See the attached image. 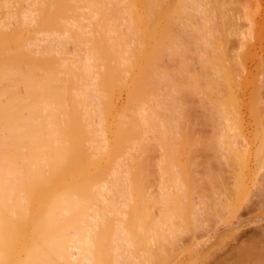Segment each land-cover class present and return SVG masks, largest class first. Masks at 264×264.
<instances>
[{
	"label": "rangeland",
	"instance_id": "374dc122",
	"mask_svg": "<svg viewBox=\"0 0 264 264\" xmlns=\"http://www.w3.org/2000/svg\"><path fill=\"white\" fill-rule=\"evenodd\" d=\"M7 1H8V3H6ZM43 1L45 3L50 4V6L48 5V7H50L49 9L51 11L48 10V7L46 10L44 8H42L43 3L40 6L39 5L40 2L38 3V1L36 3V1H33V0L32 1L31 0H6V2H5V0H0V20L3 21V22L0 21L1 22L0 25L7 22L10 24V26H13V27L17 26V25H14V20H15V19H13L14 17H10V16H12V15L17 16L19 14V11L21 13V11L26 10L25 9L26 7L28 8L29 5H32L34 3H35L34 6L36 7L35 9H37V11H38L36 13H38V14L41 13L39 18H41L42 16L43 17L46 16L45 20L42 17L43 23L48 22L46 20L50 19V17H51V19H52L51 22H55L56 24H58L57 27H55V25L53 26V24H51V26L50 25H44V27H43V25L40 24V23H42V19L41 20L39 19L41 22H38L37 21L38 19H37L33 25L31 24V27H29L30 24L28 23L29 26L27 27V29L29 31L26 28L17 30V27H15V28L10 27L9 31H11V30L15 31L16 36H15V33H12L13 31H11L9 33V31L7 30L8 28L5 30L2 29L1 35H3V36L0 38V57H1L0 59L4 58L3 61L5 60V57H4L5 52L2 53V51L4 50V46H5V50H6V47L7 46L9 47V45H10V48H12L15 53L11 52L9 50L10 52H8L6 54V57H8L7 59H9V57L11 59V60L9 59L11 62H9V60H7V59H6L7 60L6 62H8V64H10V65H13V67L10 65H9V67L14 68L13 70L17 69L18 70L17 72H19V70H20L25 75H28L29 73L32 74L31 77L33 78V81H37V79L34 80V78L36 76V74L34 75V73H36V72L31 73L32 71L29 72L27 69L29 67V65L32 63H33L32 65H34V66H36V65L42 66L43 72L46 71L45 73H42L45 76H43V77L40 76L42 79L44 77H46L47 75L51 76V74H49L48 71L52 72V71L58 70L59 75H63V73L65 72L64 79L66 81L63 80L64 81L63 82L62 81L63 78L60 81H62L63 83L67 82L65 86L67 87L69 85L68 88L70 87L69 89L71 91L72 87L75 85L74 80H73L74 78L72 77V75H76V74L74 73V71H70L69 69H61L58 65H56V62H58L59 58L62 55H64V57H66V56L74 57L73 56L74 53L81 55L79 52H81V53L86 52L87 49L80 46V44L86 45V42L85 43L81 42L82 41L81 38H80L81 41H79V39L77 38L78 34L75 37L78 40L76 39L77 41L75 40L76 43H74L73 37H72V34H74V33H70V32L67 33V29L71 32L73 30L76 32L77 31L82 32V30H83L84 34L86 35L85 37H87L88 34L89 35L94 34V36H92V37L94 40H95L94 37H96V41H93V39H91V40L89 39V40L91 41V47H92L93 52L95 53V56L97 55L96 64H98V70L96 72H98V74H99V70H101V74H102V75L100 74L101 77L98 76L99 77V87H100L101 92L103 93V97L101 98V100H102V106L101 107L103 110L104 117L109 120V122H107V120H106L105 124L107 125L108 123H110L109 125L111 127L109 126V128L106 131L107 137H109L110 140L108 141L109 143L106 144L105 151L102 152V154H100V153L94 154V152H93V155L95 156L94 157L93 155H91L92 154L91 147H89L91 153L87 152L89 150V149H87L88 148L87 146H90L91 144L90 145L87 144L89 141H88V138L84 135V133H83L84 136L82 135L83 131L79 132V130L81 129V128H79L80 124L78 123L79 122V115H78L79 113L76 115L78 117V119H77L78 122L76 123L75 114L78 110L76 109L74 104H71L74 102L71 101V98H72L71 95H69V94L67 95V93H66L67 88L64 86V84L63 83H61V84L59 83V85L53 84V86H55V85L57 86L54 88L56 92H57V90L61 91V94H60L61 98H62V95L63 96L65 95V96H68L70 101L66 97L62 98V100L65 99L64 100L65 102L62 100L60 101L61 98L58 96L56 97V95H55L56 92H53V87L51 88V90L54 94L51 92H50V94H48V90H47V92L42 91V90H45L42 87H45V86L49 87L48 86L50 84L49 82H52L53 80L55 81V79H56V83L60 82L59 79H57V77H58L57 74L53 77H50V78H52V80L49 79L48 80L49 82L47 81L44 83V81L42 80L43 84H39L40 87H38L40 89L39 92H38V89L35 90V92L37 91L39 94H36L35 92H33V93L29 92L31 90L34 91L35 87H32L33 85H31L30 82L23 81L22 80L23 78H20L17 75L18 73L16 74V72L13 73L15 77H13L12 86L15 84L14 87L8 85L9 82H10L9 84L11 85L12 79H11V81L8 80V82H6L5 80L0 81V89H2V91L3 90H10L14 95L17 94L15 96H18L19 98L22 96H25L24 98H26V96H27L29 100L31 98L30 102L32 101V98H34L35 100L34 99L33 100L35 102L34 101L31 102V103H34V105L31 109H34L38 102L45 101V102H48L51 104H55L57 106L59 105V106L68 108V110H70L69 114H68L69 117L71 118V115H72V117L74 118V119L71 118V120L73 119V122H72L70 120V118H68V120H66L67 118L65 119L62 117L63 118L62 119V118H59L61 116L57 117L58 116V110H56L57 107L54 109V107H55V105H54V107H53L54 111L53 112L55 114L56 113L57 114H56V116H54L53 122L54 123L56 122L58 124L52 123V125L55 128H57V133H58V130L60 131L61 128L63 129V132L62 133L60 132V134L58 133L57 136L60 135V137H58V138L60 140L63 139L62 141H64L65 145H64V143H61L62 141L59 143L61 145H63V147H61V145H59V143L58 144L56 143L57 144L56 145L55 140L58 139L57 137L55 140L53 139L52 141H50L51 144L48 142L51 147L49 146V144L44 143L46 145V146L44 145V147L47 149L43 148L45 150H42V152L43 151L46 152L48 150V153L47 152H46L47 154L42 153V155H41L42 157L39 160L35 159L42 166V167L40 166L41 169L42 168L44 169L43 170L44 177H42L43 180L41 182L43 184H40V182L38 180L34 179L32 176L29 175L30 178L32 177L33 180L35 181V182L33 180L30 181L33 183V185L35 184L34 186L32 185L34 188L33 193L35 191H36L35 193L38 192L39 196H41V199L38 198V200H37L38 204L36 205V203L34 201L35 199L31 200V198L29 197V195L32 197V194H26L29 197V198L27 197L28 201L31 200L32 203L34 201L35 204H33V205H35V207L37 206L38 212H36V209H34L35 207L34 206L31 207V205L29 203H25V204H28L27 205L28 207L25 206L27 209L25 207L24 208L26 210V215L29 213L28 209L30 210V207L33 208L30 210V213L33 212V210H34L35 216L38 217L37 218L38 220L35 219L38 222L37 223L34 222V223L40 224L41 226L44 225V227H42V229H41L42 232L44 231V233H42V237H44V238L48 237L49 238V232H50L49 230L54 228V227H52L51 229H49V226L51 227V225H53V224L55 225V227L57 224L56 230L59 229L60 227H62L61 229L64 230V233L59 234V233H57V231H62V230H57L54 232L55 234H53V232L50 233V237L51 236L60 237L61 234L65 235L66 229H68V230L77 229V228H79L80 224H82V226H83L84 222L82 223V221H84L87 218V215H90V214L93 215V214H96L97 212H99L100 208H99V204H98V199H97V197L96 198L94 197V195L95 196L97 195L96 190H95L97 188H95V187L99 186L98 184H101V183H104L105 181H108V179L112 182V179H110V176H112V175L114 176L112 171H114L115 167L117 169L118 166L120 164H122L124 167H126L128 169L127 171L122 173V176L124 178L127 177L129 179L130 185H131L130 190H131V194H132L133 199H134L133 203H132V207L127 209L128 215H127L126 223H127L128 227L135 229L136 245H135L134 251H135V254L139 260L138 262H140V264H264V236H262V234L260 233V230L258 228L257 229L253 228V226L256 223L264 224V205L258 207V209L255 208L254 210L250 211V213H249L246 211V206H244L245 201H243L244 203L242 202V204H244V205H241L242 207L241 206L238 207L239 210H236V212L240 213L241 217L245 216L244 218H249L252 216V218H251L252 220H248L249 222L247 221V223L249 224L252 221L255 223L252 222L249 225L247 223H245V225L240 226L242 228H244V226L245 227H251V229H247L246 233L242 234L241 236H238L239 230H234V229L230 228L231 227L230 224L232 222H235L237 217L234 215L235 210L232 211L230 209V207L227 206V205H229V203L227 204L226 200H228V202L230 201V199H227V198H229V193H226L225 191L223 192L224 187L222 186V184L219 185L220 183L217 181V179L220 181L223 180V182L224 181L225 182L231 181L232 178L230 179L229 176L232 175L233 173L231 174L230 169L234 168V165H232L233 161H232L231 155L228 154V150H223V149L220 150V149H218L219 148L218 145L214 146V144H211V143H217L216 140L215 141L213 140L214 142L210 141V140L217 139V135L215 133H216V131H218L217 126L219 125L218 124L219 120H217V119L214 120L215 117H213V120H211V114L209 113V109H208L209 105H211L212 102L215 104V106L212 105L214 108H211V106H210V108L212 110H214L213 113H215L217 111V109L220 108V106L222 108H225V109L227 108L228 110L227 109L226 110L230 114V116H229L230 124L234 123L232 125H234V127L236 126V128L240 127L241 130H242V128H244V130H243L245 132L244 134H246V136L248 135V140L250 143V144L249 143L248 144H249V146L252 145V147H249L247 150V152H248L247 156H249L250 164H252V166H254L255 163L257 162L256 160L258 158V157L257 158H254V157L257 156L256 152H257V147H259V145H258L259 139L257 138V136L256 137H255V135L253 136V134H254L253 129L255 127H257V125H258L256 130H258V128H259V131H257L258 133L257 132L256 133L257 134H260L259 132L264 133V0H183L185 3L183 5H180V6H182L180 8H183L184 6L186 7V8L184 7L185 9H183L184 11L181 10L182 14H184L183 17L185 18V20H184V18L181 19L182 18L181 12H179L181 14V16H179L180 15L179 13H178L179 15H177V13H176L175 14L176 18H174V19H176L178 21V22L176 21V23H178V25L182 23V22L180 23L179 21L184 20L185 22L183 21L182 25L175 26V27L173 24V27L175 28V31L173 28L174 33H173L171 27H167L168 30L165 29L166 27H164V30H167L169 32L168 35H171L172 33L174 34L173 36L171 35L174 38H172V37L170 38V36L164 37L165 34H164V36H162V34H163V33L161 34L162 31L158 30V29H160L159 27L165 26V25H162L164 23V21L161 20L162 22H160L157 20L160 23L157 26L158 28H155V26H153L154 21L156 19H158V17L161 16V15L160 16L154 15V14H156V12H157V14H159L158 11L160 10V2L163 1L166 3V5H168L167 2L170 0H168L167 2H166V0L165 1L164 0H158V1L155 0V6H156L155 8H154V6L149 7L145 0L144 1L147 5L146 7H145V4L142 0H140V2H143L144 6L140 5L141 3L137 2V0L135 2H134V0H122L123 4L125 3L124 1H130V3L133 1L132 2L133 6L131 4L132 8L129 7V9L131 8L130 9L131 12L128 11V9L126 10L125 7H123L124 5H127L126 3L123 6H121L122 5L121 1H119V3L121 5L120 4L118 5L116 3L118 1L114 0L115 4H114L113 9H115L114 10L115 14H113L114 12L112 11L114 19L113 18H111V19H113L114 23H116L118 26H119V24L123 25L122 28H121V25L119 26L120 31L123 32L124 31L123 28L126 29L127 27H129V29H131L130 31H128L126 29L124 32L128 31V33L127 34L122 33L124 35V37H122V36H120L121 32L117 31L118 26L114 24L115 27L114 26L113 27L116 28V26H117V28L115 30L113 28V31L115 32L116 36H119V38L112 35V29H110V31L106 30L108 28V26H106V24H105V26L107 28L96 25L97 22L100 20V18H99L100 16L99 17L96 16V12H98L97 15H99V12H100L99 9H97L99 7H97V6H101L97 0H96V2H98L99 5H97L96 3L94 5L97 7V8H95V11L96 10L97 11L95 12L93 10L94 14H92L93 16H90V18L92 17L93 19L91 18V20H87L88 22H86L87 18L86 19H81V18H84L82 13L90 12V14H91V12H92L91 8H88V5H89L88 3L90 2L89 0H86V1L83 0L86 3L87 7L85 6V4L81 6L79 0H77L79 2V5H78V2L76 0H71L76 5L75 6L76 12L73 11L74 8L71 7L69 10L66 7L65 9L70 11L69 13H66V12H64L65 9H63L64 10L63 12L67 16L63 12L62 13L60 12V11H62L61 7H63V5H64V4H60V3L61 2L63 3L64 1H61V0H47V2H46V0H43ZM153 1L151 0V2H153ZM31 2H33V3L31 4ZM101 2H102V0H101ZM176 2L181 3V0L180 1L176 0L174 3L175 5H176ZM68 3L65 2V5L71 6L70 0ZM81 3H82V1H81ZM108 3H109V1H108ZM148 3L151 6H152V4L154 5V3H152V4L150 3V0ZM107 4H103L102 7L104 5H107ZM60 5H62V6L60 7ZM112 5H113V3H112ZM7 6H9V7H7ZM44 6L46 7V4ZM51 6H52V8H51ZM135 6H136V8H134ZM139 6H140V8H139ZM121 7H123V8H121ZM137 7H138V9H137ZM143 7H145V9H147L146 10L147 14H149L150 10H152L154 8L152 10L154 14L152 13V11H151V13L154 15V17H157V18L152 19L151 17H153V16H150V19H148V17H145L146 12L144 11ZM148 7L150 9L149 12H148ZM176 7H177V5H176ZM155 9H156V11L154 12ZM171 9H173L172 5H171ZM42 10H43V12H41ZM47 10H48V12H47ZM138 10H140V12ZM174 10L177 11V9H175V7H174ZM174 10H171L169 12L170 16L169 15L168 16L170 18H171V12L173 14ZM105 11L108 12L107 9ZM132 11L135 12V13L133 12L134 16H131L129 14V12L132 14ZM141 11L145 12V14L142 13ZM51 12H53V13L51 14ZM102 12H104V11H102ZM121 12H123V15H125V17L121 15L122 14ZM55 13H58V16H59L58 19H57L58 16L56 17L57 14H55ZM136 13L137 14L140 13L141 16L136 15ZM141 13L144 15V17L147 20H149V21L154 20V21L153 22L150 21V24L145 23L143 20L145 18L142 17ZM151 13H150V15H151ZM38 14H36V15H38ZM62 14H64L65 16L63 15V17H62ZM79 14L80 15L82 14V17L80 18L81 20H78V18L80 17ZM110 14L111 13H109L108 15H110ZM147 14H146V16H148ZM119 15L124 17V19H120ZM95 16L98 18H95ZM172 16L174 17V15H172ZM87 17H89V16H87ZM132 17H133L132 20L134 21V23L132 21H131V23L133 26L136 25L135 26V27H137L136 28L137 31L135 30L136 33L133 30L134 27L131 26V23L129 21V20H131ZM137 17H139V18H137ZM141 17L143 19H141ZM134 18H136V20ZM137 19L138 20L140 19V22L142 23L141 25ZM159 19H161V17ZM171 19H173V18H171ZM174 19L172 20L173 23H175ZM208 19H210V20H208ZM92 20H94L93 22H96L95 25L97 27L94 26L95 30H92V29H94L93 26H92V29L89 28V25H91L90 23H92ZM107 20L109 21V19H107ZM119 20L122 23H120ZM101 21L104 22V20H101ZM206 21H208V22H206ZM82 23H84V24L86 23V25H84V27H83ZM87 23H88V27H87ZM128 23L130 24V26L132 28L130 26H128ZM143 23H144V25H143ZM151 23L153 25H151ZM77 24H78V26H77ZM107 24L110 25V22ZM148 24L151 25L152 27L149 26ZM160 25H162V26H160ZM47 26H49L50 28H48ZM32 27H33V29H32ZM153 27L157 30L154 29V31H153L151 29ZM170 28H171V30H169ZM23 30H25V31L23 32ZM33 30L36 32L35 33L32 32ZM150 30L153 31V33ZM16 31H18V32L21 31V32L18 33ZM46 31L52 32L55 36H58L57 38L61 37L62 38V42H61L62 44L59 43L58 41L54 40V41H50L51 43L48 42V44L41 45L39 47V49L38 48L37 49H38V51H41V49H42V51L44 49L50 50L52 52V55H51V53H48L45 50L43 51L44 53L46 52V54L47 53L50 54V55L47 54V56H49V57L54 56L56 58V56H55L56 54L53 55L54 54L53 52H56L57 54L58 53L62 54L61 56H58V59L57 58L54 59V57L52 59V58L46 57L45 55L42 57V55L39 54V55H41V58H44V57L46 58V60L42 59L43 60L42 61V60H40L41 58L35 59V57H37V58L40 57V56H35L37 54V51H36V54H34V58H33V54L30 55V57H28V56H25V54H26L25 50L23 51L25 53L24 54L21 50L16 49L18 44H19L18 48L21 49L20 45L24 44V43L28 45L27 47H29V45L30 46L32 45V47L34 48L35 47L34 44L37 42V40L34 39V40H36V41H34L33 38L34 37L37 39L41 38L42 35L44 34V32H46ZM167 31H164V32H167ZM170 31L172 33H170ZM6 32H8L9 34H12V36H14L17 39H15L13 37L14 39L12 40L11 39L12 36H10L9 38L11 41L10 40L7 41L8 39L6 40V38L9 35L6 34ZM158 32H160V33L157 34ZM31 33H33V34H31ZM4 34L6 36L7 35L8 36L5 38ZM154 34H156V35H154ZM32 35H34L33 38L30 37ZM125 35H126V37H125ZM190 35H192V36H190ZM204 35H206V36H204ZM222 35H224L225 37ZM74 36H75V34H74ZM195 36H196V38H195ZM79 37H80V34H79ZM82 37H84V35H82ZM115 37L118 38L119 40H120V38L121 39L125 38L124 41L122 40L121 42H122L123 47L125 45H128L127 46L128 48L122 49L120 47L121 45L118 47H120L121 50H124V51L128 50L126 55L127 56L129 55V57H130V54H131L133 61L135 60V58L137 56L142 55L141 56L142 59L137 57L138 62L135 60L134 68H131L134 64L131 57L127 58V60L129 59L128 65H129V62L132 63V65L130 64L131 67L125 66L127 63L126 62L124 64L125 60H123V59H125V58H122L123 63L120 61L122 64L121 63L119 64V60L121 59L122 55L118 54L120 56V59H118V60L116 59L118 57L113 58L114 57V55H112L113 49H114V40L113 39H115ZM161 37H163V39H162L163 42H161V44L159 42L156 44V41L158 40V38H159V41H161ZM168 37L170 39H172V40H169L170 42H168V39H167ZM197 37H198V39H197ZM31 38H32V40H31ZM200 38H201L203 45L202 44L196 45L195 40L196 41L198 40L197 43L198 42L201 43ZM219 38H221L222 40H218ZM1 39H2V41H1ZM87 39L84 38V41ZM98 39H100L101 41H103V40L104 41L101 42ZM166 39H167V41H166ZM5 40L7 41V44H6ZM173 40H175V42L176 41H178V42L174 43ZM171 41H172V43H171ZM3 42H5V43L3 44ZM123 42H125V45L123 44ZM87 43H90V42H88V40H87ZM117 43H118V40H117ZM206 43H208V44H206ZM219 43H221L222 44L221 46L223 48H225L226 50L221 48ZM173 44H176L180 47V48H178L177 46H175L179 50L181 49L182 52H180L179 55L181 53H182L181 54L182 56L184 55V57H181V58L185 59V57H186V59H188V61H190L188 63V65L187 64H186V66L182 65L184 60H182V61L179 60V57H177L179 55H176V54H178L176 52L177 48L175 50V47ZM204 45H205V48H204ZM24 46H26V45H24ZM24 46H22V47H24ZM87 46H84V47H87ZM217 46L219 49H223L225 51V53H227V55H228V57L225 56L226 58H224V55L221 54L223 50L222 51L217 50V52H221V53H219V55H223V57L221 56L222 61L225 59L228 60L229 66L227 65V67H230V69H231V76H227V74L230 72L228 70H230V69L225 67L227 72H228L226 74V78L223 77V73L222 74L217 73L218 69H222L219 71L223 72L225 70V68L223 70L222 67L219 68L218 66H216L218 69H214L213 65L211 63L213 61H209L210 65H212V66L209 65L211 68L209 66L208 67H209V70L210 69H212V71L216 70L215 72L214 71L211 72V70L206 71V70H208V68L204 67V66H206V62H208V60H210V56L212 57L211 59L214 60V64H215V62L218 63V60H217L218 58H216V49H218ZM134 47L137 48V51L140 52L141 54H138L137 51L133 52V49H135ZM199 47L202 49H200ZM102 48H104V49L108 48L109 51L106 50L107 52H105ZM115 48H117V47H115ZM32 49L30 48V50L29 49L28 50L31 51ZM34 49L36 50V48H34ZM198 49H199V51H198ZM200 50H205L207 54L209 51L210 56H209L208 60H206V57L208 55L207 56L205 55V51L202 52ZM17 51H19L20 53ZM73 51H75V52H73ZM76 51L77 52L79 51V52L77 53ZM212 51H213V53H212ZM224 51H223V53H224ZM43 52H42V54H44ZM104 52L107 54H105ZM132 52H133V54H132ZM21 53H23L24 55L23 54L21 55ZM103 53L107 56L105 57V55ZM203 53L205 56H202ZM28 54H30V53H27L26 55H28ZM136 54H138V55L136 56ZM217 55H218V53H217ZM171 56H173L175 58L176 64H175V60L172 59L173 57L171 58ZM13 58L16 60L13 61L14 60ZM219 58H220V56H219ZM50 59H52L53 61L52 60L50 61ZM178 60H179V64H181L182 66H180L178 64ZM12 61L15 62V65L17 63L18 64L14 67V64L12 63ZM186 61H184L183 64H185ZM139 62L141 64V67H140ZM224 62H225V64H224ZM224 62L222 64H224L226 66L227 63H226V61H224ZM136 63L139 64V67ZM23 64L25 65V67L27 64V68L25 69L26 71L24 70L25 67H23ZM20 65H22V66H20ZM32 65H30V66H32ZM136 65H137V67H136ZM43 66H44V68H43ZM184 66L186 68L190 67V70L188 68L187 69L189 71L184 69L185 68ZM17 67H20V68L18 69ZM107 67H110V68H107ZM46 68H48V69L46 70ZM49 68H51V69L49 70ZM137 68H139L142 71L137 70ZM180 68L182 69V71H181L182 77H183V75H185V78H187L188 80L189 79L192 80L194 85H195L194 80L197 78L196 79L197 84L200 85L202 90L198 89L199 86L196 89L198 92L200 91V94H198V92H196L198 95L197 94L195 95V93H194L196 91V89H195V91L192 92V93H194L193 94L194 97L193 96L189 97V95H187V94L182 95L183 93H185L184 91H183V93L181 91L182 94H179L180 91L178 88H177L178 91L174 90V89H176L175 85L177 84V83H174V82H176L175 81L177 78L176 76H177V74L179 75V77L181 76L180 75ZM115 69H116V71L120 70L122 72L124 71V72L129 73V77H127L128 74L126 75V78H127L126 80L128 82L125 79L121 80L120 77H122V76H120L119 73H117L118 77H119V81L117 79H116L117 81H115V77H116ZM226 70L224 72H226ZM58 71H55V72H58ZM190 71H191V73L193 71V74L195 73L196 76H197V72H199V74H198L199 76H201V77L205 76L207 78H205V77L199 78V76H197V77L195 76L196 77L195 78L194 77L195 74L192 75L190 73ZM201 71H202V73H201ZM27 72H29V73H27ZM210 72L213 74L215 73V74L213 75ZM39 73L37 72V74H39ZM19 75H20V72H19ZM103 75L105 76V78ZM124 75H125V73H123V78H125ZM191 76H192V78H191ZM213 76H214V78H212ZM136 77H137V79L138 78L139 79L136 80ZM210 77H211V79H209ZM221 77H223V78H221ZM14 78H16V79L14 80ZM41 78L38 80L39 82L41 81ZM47 78H49V77H47ZM148 78L150 79V81L148 80ZM231 78H232V80H230ZM29 79H30V77H29ZM44 79H46V78H44ZM120 80L123 82L126 81V83L125 84L120 83ZM141 80H143V81H141ZM228 80L233 81V85H232V83H230V81L228 82ZM17 81L20 82L19 86H21V87L18 86ZM22 81L24 82V84L28 85L27 87L29 88V91H26L27 87L21 83ZM178 81L179 80H177V82ZM211 81L212 82L213 81H217V82L220 81V82H219V84H216L215 86L212 84L213 85L212 86L209 84ZM37 83L35 84L36 86H38ZM229 83L231 84V86L233 88L232 97H230L231 93H229V90L231 92L232 88L229 87L230 85L227 86V84H229ZM234 83H236V84H234ZM107 84H108V86H107ZM197 84L195 86H197ZM206 84L210 85L208 87L211 88V86H212L214 88V89L211 88L213 90L212 92H214L217 89V87H219L220 92H222L224 97L227 96L225 94L229 93L230 94L229 97L231 98V100L233 102H234V100L232 98L235 95L234 99H237V101L233 104L232 101L230 100V98L227 97L229 100L228 102L231 103V105L229 106V104H227V102H226L227 98L223 99V96L220 93V95L222 97L220 95H219L220 97L217 96L218 98H220V102H221V103L218 102V104H219L218 105L219 108H218V106L216 105L218 100L216 102H215V100L217 99L216 95H218L219 93L214 92L215 93L214 96H213V94L211 95L212 97H214V100L210 97V95L208 96L209 98L207 99L206 95H208V92H209V94H211L212 92L210 93V91H208V92L204 93V89L207 87ZM58 86L60 88H62L64 86L65 89L62 88L63 90L62 89L56 90V88H59ZM16 87H18V88H16ZM112 87H116V88H114V90L112 91V89H113ZM176 87H178V85H176ZM117 88H118V90H116ZM187 88L190 89L189 87H186L183 90H185V89L188 90ZM207 88L205 89L206 91H207ZM221 88H222V90H221ZM47 89H49V88H47ZM69 89H68V92H69ZM223 89H224V91H223ZM108 90L110 92H113V94L111 93L112 95H110V92ZM180 90H182V89H180ZM208 90H209V88H208ZM62 91H64L66 94L64 92L62 94ZM118 91H119V93H118ZM175 91L178 93H176ZM107 93L110 96H108ZM18 94H20V95H18ZM58 94H59V91H58L57 95ZM171 94L173 95V97H171ZM189 94H191V93H189ZM42 95H45V96H42ZM114 95L117 97H115ZM199 95H202V96H199ZM255 96H257V97H255ZM2 97H3L2 99L5 100L4 99L5 96H2ZM50 97H53L54 99L50 98ZM108 97L111 98V101H110V98H108ZM186 97H188L189 99H187ZM252 97H254L255 99ZM58 98H60V99L57 100ZM202 98H203V100H201ZM15 99L16 98H14V100ZM66 99L68 100V102ZM209 99H211L210 103L208 101ZM3 100H1V101H3ZM26 100H27V98H26ZM115 101H117V102H115ZM109 102H111V104H114V105H108ZM142 102H144V104H146V102H147L146 106L148 105V107L145 106L147 108L146 111H148V113L146 112L145 116L148 117V115H149V117H150V120H148L150 122L147 123V121H146L147 124L145 123L144 120H140L141 118L138 117L139 115L138 116L136 115L137 113L136 114L134 113V109H138V107H140ZM2 103L4 104L5 102H2ZM19 103H21V102H19ZM22 103H25V102H22ZM29 103H27V104H29ZM252 103H253V105H252ZM27 104H25V105H27ZM220 104H222L224 107ZM25 105H22V106H24V108H23L19 104L13 103V105L11 104V109L13 110V112L14 111H17V113L20 112L19 114L24 115V113H25V114L32 116L33 110L26 109L27 106H29V105H27L26 108H25ZM109 106H111L110 109H109ZM112 107H114L116 110L114 108L112 110ZM253 107H255V108H253ZM58 108H60V107H58ZM66 108H64V109H66ZM71 109L75 110V111H73L75 114H72L73 112ZM236 109H237V112H236ZM113 111L115 112V114ZM117 111H118V113H117ZM106 112H108L109 114H107ZM236 114H237V116H236ZM209 115H210V117H209ZM145 116H143V117H145ZM215 116H217V114ZM15 122H17V120ZM114 122H116L115 124L118 123L117 125L119 127L120 126L121 127L115 128V126H117V125H115ZM142 122H144V123H142ZM120 123H122L123 125H121ZM59 124H60V126H57ZM61 124H63V125H61ZM65 125H67L69 128L71 126V128L68 129V127ZM123 126L126 129L123 130V128H122ZM72 127L76 128V130L74 129L75 132L73 131L74 136L79 135V133L81 135V136L80 135L77 136L80 140H78V138L76 137L77 142H76L75 138L72 139V137H71V136H73V134L70 132V130H73ZM112 127H114V128H112ZM135 127L138 128V130L135 129ZM106 128H107V126H106ZM104 129H105V127H104ZM109 129L111 130L110 132H108ZM114 129L115 130L118 129L117 130L118 133L117 132L115 133ZM125 130H126V133H125ZM120 131H122V132H120ZM134 131H137V133H134ZM236 131L238 133L239 128L236 129ZM236 131L232 130V134L234 135L236 133ZM233 132H235V133H233ZM182 133H184V134H182ZM124 134H126V135H124ZM138 134H140V135H138ZM63 135H65V140L67 142L64 140ZM162 135H165L164 136L165 138L167 137L166 140H165V138L161 137ZM192 135H194L195 142H194V140H192L193 139ZM250 135H252V136H250ZM180 136H182V137L180 138ZM82 137H84V138H82ZM170 137H172V139H170ZM249 137H251V139ZM142 138H144V140ZM111 139L112 140L113 139L118 140V142L112 143ZM73 140H75L76 143H80V141H83V145L85 147H87L85 149L86 153H89L90 156L87 157V154L84 152L85 150L83 151V153H81L82 152L81 150L84 149V147H80V146H82V142L79 145L81 150L79 149V147H77L79 149V151H78V149H76L77 150L76 152L78 154H81V155L86 154L87 158H84L85 155L80 156L77 154V156H76V154H75L76 152L75 153L72 152L74 150L72 147L75 148V146H73ZM197 140H199V141L197 142ZM203 141H204V143H203ZM250 141H252V144ZM84 142L87 145H85ZM110 142H111V144H110ZM192 142H194L195 144ZM196 142H197V145H196ZM29 144H30V142L28 143L27 146H29ZM192 144H193V146H192ZM212 145H213V147H211ZM36 146H38V144H36ZM48 146L50 149L48 148ZM31 147H34L33 143H32ZM132 147L133 148L136 147V149L138 151L135 149L137 154H135L136 152L134 150L135 153H132L133 155L130 156V154L129 155L127 154V151ZM28 149H29V147H28ZM215 149H218V153H216L214 151ZM49 150L52 151L53 154L50 153ZM54 150L57 153V156L54 155V153H55ZM61 150H63L62 153H61ZM192 150H193V152H192ZM219 152H221L222 155H220ZM28 154L30 156L32 155L31 149L28 150ZM51 154H52V156H51ZM71 154H72V156H71ZM97 154H100V155H97ZM217 154L219 155V157H217L218 156ZM45 155L46 156L50 155L51 160L49 159V157H47V159H49V160L45 159ZM220 157H221V159H220ZM31 158H32V156H31ZM224 158H226L225 160L226 161L228 160L230 163L225 162ZM73 160H75L74 163L77 162L76 163L77 166H76V164L74 165ZM216 160L217 161L219 160V161L217 162ZM251 162H254V164ZM58 164H59V166H58ZM61 165L62 166L64 165V167H62ZM81 167H82V170L79 169ZM63 168H68V170H66V169L63 170ZM31 171H32V169H31ZM231 171H233V170H231ZM217 173L220 175V178L219 177L217 178V176H218ZM129 175H130V177H129ZM55 176H57V177L54 178ZM84 176H85V178H84ZM0 177H1V174H0ZM35 178H36V176H35ZM79 178H83V179H79ZM112 178L114 179V177H112ZM27 179H28V176H27ZM77 180H79V181L76 182ZM174 181H175V183H176V181H178V184L180 185V187H175ZM172 182H173V184H171ZM217 182H218V184H217ZM46 183H47V185H46ZM75 183L77 186L74 185ZM94 183H96L97 186H95L96 184H94ZM210 183H212V184H210ZM66 184H68V185H66ZM32 186H31V188H32ZM92 186L94 187V189ZM193 187L196 189H194ZM57 188H59V189H57ZM68 189H69V191L72 189L71 192H69ZM79 189H81V190H79ZM88 190H90V192ZM16 191H19V190H16ZM92 191L94 192V194L91 193ZM72 192H73V194H71ZM25 193H28V190ZM29 193H31L30 190H29ZM69 193L72 196L76 194V197L79 199L78 201H80L79 202L80 204H81V201L82 202L85 201V202L82 203L81 205L80 204L77 205L78 204L77 203L78 201H77L76 202L77 204L74 203L75 205H77L75 207H74V204L71 207L70 206L71 203H70L69 204L70 209L68 212H67V209L69 208V206H67L68 208L66 209V204L64 202L65 205L64 204L63 205L65 206L64 210H66V213L64 212L65 213V214H63V215H65L64 217H59L60 210L63 211V205H61L60 203L56 204L55 203L56 198H53V196L55 195L56 197L58 196V198L59 197L66 198V196ZM16 195H17V193H16ZM20 195H21V192H20ZM78 195H79V197H78ZM81 195H82V197H81ZM92 196H93V198H92ZM88 197L90 199H88ZM27 198L25 197V199H27ZM58 198H57V201L59 200ZM77 198H76V200H77ZM65 200H67V199H65ZM89 200H91V201H89ZM60 201H62V200H60ZM75 201H73V202H75ZM41 204L43 206H41ZM29 205H30V207H29ZM67 205H68V203H67ZM41 209H43V210H41ZM229 209L231 211H229ZM55 210H57L56 215L59 218H56L54 216L53 213L55 212ZM13 211L18 212L16 207L13 209ZM57 212H58V214H57ZM38 213H39V215H36ZM247 213H249V214H247ZM34 214H33V218H29L30 216L29 217L21 216L19 218L17 215L14 214L15 215L14 218L17 220H14L13 223L15 222L17 224L16 221H18V220L19 221H23V220L31 221V219H34V217H35ZM52 214L54 216L53 220L51 219V216H50ZM256 214L261 216L263 218V220L261 219L258 221L259 217H257ZM28 215H30V214H28ZM31 216H32V214H31ZM31 222H33V220ZM116 222H117V220L115 219L114 214H112L110 212L102 213L101 219L98 221L97 226L95 227L94 232H93V237H94V239H93V241H94V243H93L94 244V252H93L94 253V263L93 264H114V257L112 255V251L110 248H111V243H112L111 242L112 232H113L114 225ZM41 223H43V224H41ZM40 225H39V227H40ZM43 228H45L46 230ZM143 237L145 238V241H144ZM159 237L160 238L162 237V238L160 239ZM35 239H36V237H35ZM161 240H162V242H161ZM31 241H32V243L35 242L33 239L32 240L29 239V242H31ZM32 243L30 245H32ZM46 244L47 243L45 242V245ZM31 247L32 246H30V248ZM23 256H25V255H22V257ZM17 257H19L18 254H16V261H15L16 263L15 264L19 263V261L21 259H23V258L17 259ZM125 263L126 264H135V263L130 262V261L125 262Z\"/></svg>",
	"mask_w": 264,
	"mask_h": 264
},
{
	"label": "bare ground",
	"instance_id": "6f19581e",
	"mask_svg": "<svg viewBox=\"0 0 264 264\" xmlns=\"http://www.w3.org/2000/svg\"><path fill=\"white\" fill-rule=\"evenodd\" d=\"M32 1V0H31ZM33 1H36V3H37V1H38V3H39V5L41 6V4L43 3V5H42V8H44L45 10L47 9V7H48V5L50 6V4H48V3H45L43 0H33ZM43 1V2H42ZM61 1H64L63 3L61 2L60 4H64L63 5V7H61L62 5H60V7L62 8V11H60L61 13L64 11L63 9H65L66 7H67V9H69L70 10V8L72 7V8H74V10L73 11H75L76 12V10H75V3L73 2V1H71L70 0V4H71V6L70 5H65V2L66 3H68L69 2V0H61ZM77 1V0H76ZM81 1H82V3H81ZM84 1H86V0H84ZM83 0H79V2H80V5L82 6V5H84L85 4V6L87 7V5H86V3L84 2ZM90 2L92 1V0H89ZM99 3H100V5L101 6H97V7H99V8H97L96 6H94L95 5V3L97 4V5H99V3L98 2H96V0L94 1H92L91 3L89 2L88 4L90 5H88V8H91V10H92V12H91V14H90V12H84V13H82L83 14V16H84V18H81L82 17V14L80 15L79 14V18H78V20H81V19H86V22H88L87 20H91V18H90V16H93L92 14H94V11H95V8H97V9H99V15H97V13L98 12H96V16H100L99 18H100V20L97 22V24H96V22H93L94 20H92V23H90L91 25H89V28H91L92 29V26L94 27V26H102V27H105V28H107L106 26H108V28L106 29L107 31H110V29H112V35L113 36H116L115 35V32L113 31V28L115 27V25H117L116 23H114V21H113V14H115V12H114V10L115 9H113L114 8V0H102V2H101V0L99 1V0H97ZM108 1H109V3H108ZM118 2H116L118 5L120 4L119 3V1H121V3H122V5L121 6H123L125 3L127 4V5H124L123 7H125V9L127 10L128 9V11H130V9L132 8V6H133V1L130 3V1H124L125 3L123 4V1L122 0H117ZM136 0H134V2H135ZM143 2H144V4H145V7L148 5L149 7H153L154 6V8L156 7L155 6V0L153 1V2H151V0H150V3L152 4V3H154V5L152 4V6L148 3L149 2V0H145L146 1V3H147V5H146V3H145V1L144 0H142ZM158 1V0H157ZM165 1V0H164ZM168 0H166V2H167ZM171 1V0H170ZM170 1H168L167 2V4L169 5L171 2V4L168 6V5H166V3L165 2H163V1H161L160 2V10L158 11L159 12V14H157V12H156V14H154L153 13V9L152 10H150L149 9V7H148V12H149V10H150V13H151V11H152V13L154 14V15H156V16H160L161 17V19H159L160 17H158V19H156L157 17H154V15L151 13V15H150V13L149 14H147V12H146V10L147 9H145V7H143L144 8V11L146 12V14L148 15V16H146V14H145V12H142V13H144L145 14V17H148V19H150V16H153V17H151L152 19H156L155 21L154 20H150V21H154V25L151 23V25H153V26H155V28H158L157 26L160 24L158 21H160V22H162V21H164V23L162 24V25H165V26H162V25H160V26H162V27H159L160 29H158V30H161L162 32H161V34H162V36H164V34H165V36L164 37H167V36H170V38L174 35L173 33H174V31H175V26H179V25H182L183 24V21L185 20V18L183 17V15L184 14H182V12H181V10H183V9H185L184 7L183 8H180V7H182V6H180V5H183L185 2L183 1V0H181V3H177L176 2V5H177V7H176V5L174 4L175 3V1L176 0H172L171 2ZM178 1H180V0H178ZM183 1V2H182ZM5 2H6V0H5ZM46 2H47V0H46ZM78 2V1H77ZM79 2H78V5H79ZM104 2V3H103ZM111 2V3H110ZM137 2H140V0H137ZM143 2H140L139 4L140 5H142V6H144V4H143ZM6 3H8V1L6 2ZM33 2H31V4H32ZM108 3V4H107ZM112 3H113V5H112ZM46 4V7L44 6ZM69 4V3H68ZM73 4V5H72ZM103 4H107V5H104L103 7H102V5ZM110 4V5H109ZM131 4H132V6H131ZM179 4V5H178ZM28 5V4H27ZM35 5V3L34 4H32V5H29V7L27 8H25L26 10H24V11H21V13H20V11H19V14L17 15V16H14V15H12V16H10V17H14L13 19H15L14 20V25H17V26H15V27H17V30H19V29H23V28H26L27 29V27L29 26V24H30V26L29 27H31V24L33 25L34 23H35V21L37 20L38 22H41L40 20L42 19V17L41 18H39V16H40V14H38V13H36V12H38L37 11V9H35L36 7L34 6ZM136 5V4H135ZM171 5L173 6V9H171ZM175 5V6H174ZM84 6V7H85ZM106 6V7H105ZM137 6V5H136ZM136 6L134 7V8H136ZM5 7V6H4ZM7 7H9V6H7ZM102 7V8H101ZM111 7V8H110ZM123 7H121V8H123ZM129 7H131L130 9H129ZM174 7H175V9H177V11L176 10H174ZM50 7H48V10L49 11H51L50 9H49ZM51 8H52V6H51ZM108 10V12H106L105 10L106 9ZM139 8H140V6H139ZM142 8V7H141ZM171 10H174L173 12V14H172V12H171V18H176L175 16V14L177 13V15H179L180 13L179 12H181V14H182V16H181V14L179 15V16H181L182 18L181 19H183L184 18V20L183 21H179L181 24H179L178 25V23H176V19H174V21H175V23H173V19H171L169 16H170V14H169V12L171 11ZM8 9V8H7ZM67 9H65V11L64 12H66V13H69L70 11L69 10H67ZM78 9V8H77ZM104 9V10H103ZM111 9V10H110ZM124 9V10H125ZM137 9H138V7H137ZM44 10V11H45ZM48 10H47V12H48ZM94 10V11H93ZM102 11H104V12H102ZM114 13H113V12ZM123 11V10H122ZM139 12H140V10H138ZM156 11V9L154 10V12ZM184 11V10H183ZM40 12V11H39ZM41 12H43V10L41 11ZM63 12V13H64ZM131 12V11H130ZM129 12V14L131 15V16H134V14H133V12L134 11H132V14ZM53 12H51V14H52ZM87 13V14H86ZM90 15H89V14ZM102 13V14H101ZM109 13H111L110 15H108ZM113 13V14H112ZM122 14V16H124L125 17V15H123V12H121ZM135 13V12H134ZM141 13V14H142ZM179 13V14H178ZM184 13V12H183ZM36 14H38V15H36ZM55 14H57L56 15V17L58 16V13H55ZM65 14V13H64ZM64 14H62V17H63V15ZM104 14V15H103ZM9 15V14H8ZM43 15V14H42ZM66 15V14H65ZM64 15V16H65ZM77 15V14H76ZM106 15V16H105ZM112 15V16H111ZM121 15H119L120 16V19H124V17H122ZM136 15H139V16H141L140 15V13H136ZM169 15V16H168ZM172 15H174V17L172 16ZM67 16V15H66ZM75 16V15H74ZM87 16H89V17H87ZM95 16V18H98V17H96ZM102 16V17H101ZM9 17V16H8ZM61 17V18H62ZM76 17V16H75ZM109 17V18H108ZM122 17V18H121ZM142 17H144V15L142 14ZM141 17V19H143ZM144 17V18H145ZM209 17V16H208ZM35 18V19H34ZM45 18H46V16L45 17H43V19L45 20ZM59 18V16L57 17V19ZM65 18V17H64ZM81 18V19H80ZM89 18V19H88ZM106 18V19H105ZM111 18H113V19H111ZM137 18H139V17H137ZM40 19V20H39ZM43 19H42V23H40V24H42L43 25V27H44V25H50L51 26V24H53V26L55 25V27H57V25L58 24H56L55 22H51L52 21V19H51V17H50V19H47L46 21H48V22H46V23H43ZM56 19V20H57ZM93 19V18H92ZM107 19H109V21L107 20ZM133 19V17L131 18V20H129L130 21V23H131V21L134 23V21L132 20ZM135 20H136V18H134ZM75 20V19H74ZM101 20H104V22H102ZM138 20V19H137ZM144 20V22L145 23H149L150 24V21L149 20H147L146 18L145 19H143ZM147 20V21H146ZM158 20V21H157ZM162 20V21H161ZM208 20H210V19H208ZM1 21V20H0ZM96 21V20H95ZM113 21V22H112ZM120 21V20H119ZM139 22H140V19L138 20ZM149 21V22H148ZM1 22H3V21H1ZM0 22V23H1ZM32 22V23H31ZM100 22V23H99ZM102 22V23H101ZM106 22V23H105ZM110 22V25L109 24H107V23H109ZM143 22V21H142ZM158 22V23H157ZM178 22V21H177ZM185 22V21H184ZM206 22H208V21H206ZM29 23V24H28ZM120 23H122L121 21H120ZM157 23V24H156ZM83 25V27H84V25H86V23L84 24V23H82ZM96 24V25H95ZM102 24V25H101ZM105 24H106V26H105ZM115 24V25H114ZM142 23L140 22V25H141ZM148 24V25H149ZM173 24H174V27H173ZM27 25V26H26ZM81 25V24H80ZM121 24H119V26H120ZM135 25V24H134ZM143 25H144V23H143ZM151 25H149V26H151ZM172 25V26H171ZM24 26V27H23ZM40 26V25H39ZM77 26H78V24H77ZM96 26V27H97ZM114 26V27H113ZM118 26V25H117ZM117 26H116V28H117ZM118 26V30L117 31H119V32H121V35L120 36H122V37H124V33H128V31H130L131 29H129V27H127L126 29L128 30V31H126V32H124L126 29L125 28H123L124 29V31L122 32V31H120L119 29H120V27ZM128 26H130V24L128 23ZM131 26L132 27H134L133 28V30H134V32H135V30H136V28L137 27H135V26H133L132 25V23H131ZM130 26V27H131ZM10 27H13V26H10V24L9 23H3V24H1L0 25V35H1V33H2V29L3 30H5V29H7L8 31L10 30L9 28ZM15 27H13V28H15ZM22 27V28H21ZM48 28H50L49 26H47ZM54 27V28H55ZM81 27V26H80ZM82 27V28H83ZM87 27H88V23H87ZM123 27V25H121V28ZM131 27V28H132ZM142 27V26H141ZM152 27V26H151ZM164 27H166L165 29H167V27H171L172 28V31H173V28H174V31H173V33L170 31V33H172L171 35H168L169 34V32L167 31V30H164ZM74 28V27H73ZM116 28H114V30L116 29ZM154 27L153 28H151L153 31H154V29H155ZM171 28L169 29V30H171ZM177 28V27H176ZM25 29V30H26ZM32 29H33V27H32ZM53 29V28H52ZM109 29V30H108ZM122 29V30H123ZM196 29V28H195ZM201 29V28H200ZM25 30H23V32L25 31ZM28 30V29H27ZM92 30H95V27H94V29H92ZM155 30H157V29H155ZM167 31V32H164V31ZM11 31H13V30H11ZM11 31H9V33L11 32ZM29 31V30H28ZM137 31V30H136ZM151 31V30H150ZM153 31H151L152 33H153ZM199 31V30H198ZM16 32H18V31H16ZM19 32H21V31H19ZM18 32V33H19ZM31 32V31H30ZM32 32H36V31H32ZM74 33L75 34V36H74V34H72V37H73V41H74V43H76L75 42V40L78 38L79 39V41H81V39H82V41L81 42H83V43H85L86 42V45H82V44H80V46H82L83 48H86L87 49V51L86 52H83V53H81V52H79L81 55H79V54H76V53H74L73 54V56L75 57H70V56H66V57H64V55H62V54H57L56 52H53L54 54L53 55H55L56 56V58L58 59V56H61L60 58H59V60H58V62H56L55 60V62H56V65H58L61 69H69L70 71H74V73L76 74V75H72V77L74 78H72L73 80H74V83H75V85L72 87V89H71V91H70V87L68 88V86L66 87L65 85H66V83L67 82H65V83H63L64 81L63 80H65L64 79V76H65V72L63 73V75H59V71L58 70H55V71H58V72H55V71H52V72H50V71H48L49 72V74H51V76L50 75H47L46 77H44V78H46V79H42L41 77H43V76H45V75H43L42 73H45L46 71H44L43 72V69H42V66H38V65H36V66H34V65H32V64H30L29 62V64L30 65H32V66H30L29 64V67L27 68V64H26V67H25V65L23 64V67H25L24 68V70L27 68L28 69V71L30 72V71H32L31 73H33V72H36V73H34V75L36 74V76H35V78H34V80H36L37 79V81H33V78L31 77V75L32 74H30L29 72H27V73H29L28 75H25L24 73H22L20 70H19V72H20V75H19V72H17L18 70L16 69V70H13L14 68H11V67H9V65L10 64H8V62H6L7 60H9L10 59V57H9V59H7L8 57H6V54L8 53V52H14V50L12 49V48H10V45H9V47L7 46L6 47V50H5V46H4V50L2 51V53H4L5 55H4V57H5V60L3 61V59L4 58H2V59H0V81H6V82H8V80H10L11 81V79H12V81H11V85L8 83V85L9 86H12V82H13V77H15L14 76V72H16V74L20 77V78H23L22 80L23 81H28V82H30V84L31 85H33L32 87H35V89H34V91L33 90H31V91H29V88L27 87L28 85L27 84H24V82L22 81L21 83L23 84V85H25L27 88H26V91H29V92H35V90L36 89H38V92H39V88L38 87H40L39 86V84H43V81H44V83L45 82H47L49 79L50 80H52V78H50V77H53V76H55L56 74L58 75V77H57V79H59V81L62 79V81H60V82H57L56 83V79H55V81L53 80L52 82H49L50 84L48 85L49 87H47V86H45V87H42L43 89H45V90H42V91H46L47 92V90H48V94H50V92L51 93H53V92H56L55 91V87H57L56 85L55 86H53V84H57V85H59V83L61 84V83H63L64 84V86L67 88L66 89V93H67V95L69 94V95H71V101H73L74 103H71V104H74L75 105V107H76V109L78 110L77 112H76V114L73 112V111H75V110H73V109H71L72 110V114H75V116L78 114L79 115V122H78V117L76 116L75 117V121H76V123L78 122L79 124H80V127L79 128H81L80 130H79V132H82V135H83V133H84V135L88 138V145H90V146H87V147H85L84 145H83V141H80V143L82 142V146H80V147H84V149L83 150H81L80 149V147H79V145H80V143H76L77 142V136H79L80 135V133H79V135H76V136H74V129L76 130V128H73V130H70V132L73 134V136H71L72 137V139L73 138H75V140H76V142H75V140H73V146H75V148L74 147H72L74 150L72 151V152H76L77 150L76 149H78L77 147H79V149L82 151L81 153H83V151L87 148V149H89V147H91V150H92V154L91 155H93V152H94V154H96V153H100V154H102V152H104L105 151V149H106V144H108L109 142V140H110V138L109 137H107V129L109 128V124L110 123H108L107 125L105 124V122H106V120H107V122H109V120L108 119H106L105 117H104V114H103V110H102V100H101V98L103 97V93L101 92V90H100V87H99V77H101V70H99V74H98V72H96L97 70H98V64H96V60H97V55L95 56V53L93 52V50H92V47H91V39H93V37L92 36H94V34H88V36L87 37H85L86 35L84 34V31L82 30V32L80 31H69L68 29H67V33ZM93 32V31H92ZM197 32V31H196ZM8 32H6V34H8L7 36L5 35V38H6V40L7 41H9L10 40V36H12V34H9ZM12 33H15V31H13ZM27 33V32H26ZM86 33V32H85ZM94 33V32H93ZM123 33V34H122ZM136 33V32H135ZM160 32H158L157 34H159ZM207 33V32H206ZM31 34H33V33H31ZM78 34V37L77 38H75L76 37V35ZM79 34H80V37H79ZM60 35V34H59ZM82 35H84V37H82ZM141 35V34H140ZM154 35H156V34H154ZM211 35V34H210ZM214 35V34H213ZM212 35V36H213ZM225 35V34H224ZM224 35H222V36H224ZM3 35H1L0 36V38L2 37ZM15 36H16V33H15ZM33 36L34 35H32V36H30V37H32L33 38ZM91 36V37H90ZM111 36V35H110ZM112 36V37H113ZM190 36H192V35H190ZM204 36H206V35H204ZM219 36V35H218ZM14 36H12L11 37V39L13 40L14 38H13ZM22 37V36H21ZM29 37V36H28ZM29 37V38H30ZM58 36H55L52 32H50V31H46V32H44V34L42 35V37L41 38H33V40L34 39H36L37 40V42L34 44V48H36V50L32 47V45L30 46L29 45V47H27L28 45L27 44H21L20 46V48L21 49H19L18 48V46H19V44H18V46L16 47V49L17 50H21L22 52L25 50V52H26V54L27 53H30V54H28V55H26L24 52V54H25V56H28V57H30V55H32L33 54V58H34V54H36V51H37V54L35 55V56H40V57H35V59H39V58H41V55H42V57L45 55L46 57H49V56H47V54L48 53H51V55H52V52L50 51V50H45V51H47L48 53L46 54V52L44 53L43 51H42V49H41V51H38V49H39V47L41 46V45H43V44H48V42L49 43H51L50 41H54V40H56V41H58L59 43H61L62 42V38L60 37V38H57ZM90 37V38H89ZM116 37H118L119 38V36H116ZM115 37V39H113L114 40V49H113V53H112V55H114V57L113 58H115V57H118V58H116L117 60L118 59H120V56L118 55V54H120V55H122V57H121V59L119 60V64L122 62L123 63V60H125V62H124V64L126 63V67H131V65H132V63H130L129 62V65H128V61H129V59L127 60V58L129 57V55L127 56L126 55V53L128 52V50H121V48L122 49H126V48H128L127 46L128 45H125V42H123V44L125 45L124 47H123V45H122V40L124 41V39L122 38H120V40L118 39V38H116ZM125 37H126V35H125ZM160 37V36H159ZM176 37V36H175ZM199 37V36H198ZM198 37H197V39H198ZM221 37V36H220ZM225 37V36H224ZM223 37V38H224ZM24 38V37H23ZM32 38H31V40H32ZM81 38V39H80ZM84 38L85 39H87L88 40V42H90V43H87V40H85L84 41ZM95 38V40L93 39V41H96V37H94ZM114 38V37H113ZM144 38V37H143ZM155 38V37H154ZM169 37L167 38L168 39V42H170L169 40H172V39H170ZM172 38H174V37H172ZM195 38H196V36H195ZM15 39H17V38H15ZM77 39V40H78ZM90 39V40H89ZM145 39V38H144ZM143 39V40H144ZM162 39H163V37H161V41H159V38H158V40L156 41V44L159 42L160 44H161V42H163L162 41ZM165 39V38H164ZM167 39H166V41H167ZM176 39V38H175ZM192 39V38H191ZM5 40V42H6V44H7V41ZM36 40H34V41H36ZM76 40V41H77ZM98 40H100V39H98ZM117 40H118V43H117ZM146 40V39H145ZM194 40V39H193ZM218 40H222L221 38H219ZM1 41H2V39H1ZM11 41V40H10ZM15 41V40H14ZM13 41V42H14ZM78 41V42H79ZM101 41V40H100ZM99 41V42H100ZM104 41V40H103ZM103 41H101V42H103ZM198 41V40H197ZM197 41L195 40V44L196 45H201L202 44V41H201V38H200V42L201 43H197ZM5 42H3V44L5 43ZM98 42V41H97ZM100 42V43H101ZM106 42V41H105ZM116 42V43H115ZM173 42L174 43H176V42H178V41H176L175 42V40H173ZM221 42V41H220ZM17 43V42H16ZM15 43V44H16ZM94 43V42H93ZM146 43V42H145ZM171 43H172V41H171ZM62 44V43H61ZM90 44V45H89ZM103 44V43H102ZM105 44V43H104ZM116 44V45H115ZM119 44V45H118ZM163 44V43H162ZM205 44V43H204ZM206 44H208V43H206ZM24 45H26V46H24ZM88 45V46H87ZM121 45V46H120ZM174 45V47L175 46H177L178 48H180L178 45H176V44H173ZM203 45V44H202ZM219 45L221 46L222 44L221 43H219ZM22 46H24V47H22ZM84 46H87V47H84ZM94 46V45H93ZM109 46V45H108ZM118 46H120V47H118ZM219 46V47H220ZM81 47V48H82ZM95 47V46H94ZM115 47H117V48H115ZM177 47H175V50H176V48ZM201 47V46H200ZM199 47V48H200ZM203 47V46H202ZM207 47V46H206ZM30 48L32 49L31 51H29L30 50ZM38 48V49H37ZM90 48V49H89ZM99 48V47H98ZM135 48V47H134ZM177 48V50H176V52L178 53V54H176V55H179V53L180 52H182L181 51V49L179 50ZM204 48H205V45H204ZM217 48H218V46H217ZM221 48H223L222 46H221ZM29 49V50H28ZM105 52H107L106 50H108V48H106V49H104V48H102ZM118 51H117V50ZM133 49V48H132ZM200 49H202V48H200ZM210 49V48H209ZM208 49V50H209ZM223 49H225V48H223ZM223 49H216V58H218L217 60H218V63H216L215 62V64H214V60L213 59H211L212 57L209 55L210 53H209V51H208V54L206 53V51L205 50H200V51H205V55L207 56L206 57V60H208L209 59V56H210V60H208V62H206V66H204V67H207L208 68V70H206V71H210L211 70V72H215L216 70H213L212 71V69H210L209 70V67L210 66H212L213 65V68L214 69H218L216 66H218L219 68L220 67H222L223 68V70H224V68L225 67H227V65L229 66V63H228V60L227 59H225V60H223L222 61V58H221V56L223 57V55H224V58H226L225 56H227L228 57V55H227V53H225V51L223 50ZM10 50V51H9ZM27 50V51H26ZM217 50H220V51H224V53H223V51H222V53L221 52H217ZM226 50V49H225ZM29 51V52H28ZM109 51V50H108ZM117 51V52H116ZM134 51H137V48H135V49H133V52ZM198 51H199V49H198ZM17 52H19V51H17ZM32 52V53H31ZM39 52V53H38ZM42 52L44 53V54H42ZM73 52H75V51H73ZM77 52V51H76ZM77 52V53H78ZM104 52V53H105ZM121 52V53H120ZM125 54H124V53ZM133 52H132V54H133ZM15 53V52H14ZM20 53V52H19ZM23 53H21V55L23 54ZM103 53V54H104ZM123 53V54H122ZM137 53L138 54H141L140 52H138L137 51ZM212 53H213V51H212ZM217 53H218V55H219V53H221V54H223V55H219L220 56V58H219V56L217 55ZM23 54V55H24ZM39 54H41V55H39ZM105 54H107V53H105ZM104 54V55H105ZM129 54V53H128ZM138 54H136V56L138 55ZM182 54V53H181ZM180 54V55H181ZM3 55V54H2ZM1 55V56H2ZM48 55H50V54H48ZM177 56V57H179V60L180 61H182V60H184V61H186V63L185 64H183L184 63V61H183V63H182V65H185L186 66V64L188 65V63L190 62V61H188V59H186V57H185V59H182L181 57H184V55L182 56ZM204 55V53H203V55L202 56H205ZM107 55H105V57H106ZM127 56V57H126ZM132 55L130 54V57H131ZM141 56L142 55H140V56H137L138 58H141ZM54 57V56H53ZM53 57H49V58H52L53 59ZM104 57V56H103ZM129 57V58H130ZM137 57L135 58V60L138 62V60H137ZM173 56H171V58H172ZM1 58V57H0ZM12 58V57H11ZM32 58V57H31ZM55 57H54V59H56ZM112 58V59H113ZM122 58H125V59H123L122 60ZM132 58V57H131ZM181 58V59H180ZM223 58V59H224ZM7 59V60H6ZM14 59V58H13ZM12 59V60H13ZM46 60V58L44 57V58H41L40 60ZM52 59H50V61L52 60ZM104 59V58H103ZM142 59V58H141ZM172 59H174L175 60V58L173 57ZM221 59V60H220ZM11 60V59H10ZM9 60V62H11ZM16 59H14L13 61H15ZM19 60V59H18ZM42 60V61H43ZM48 60V59H47ZM107 60V59H106ZM127 60V61H126ZM135 60L133 61V58H132V61L134 62V64H133V66L131 67V68H134V65H135ZM179 60H178V64H179ZM12 61V63L14 64V67L18 64H16L15 65V62H13ZM53 61V60H52ZM121 61V62H120ZM131 61V62H132ZM141 61V60H140ZM209 61H213V62H211L212 63V65H210V63H209ZM221 61V62H220ZM224 61H226V66L224 65L225 64V62ZM17 62V61H16ZM26 62V61H25ZM54 62V63H55ZM224 62V64H222ZM11 63V64H12ZM22 63V62H21ZM52 63V62H51ZM53 63V64H54ZM121 63V64H122ZM131 64V65H130ZM137 64V63H136ZM139 64H140V62H139ZM139 64H137L138 65V67H139ZM175 64H176V60H175ZM203 64V63H202ZM205 64V63H204ZM208 64V65H207ZM137 65H136V67H137ZM180 66H182L181 64H179ZM190 65V64H189ZM210 65V66H209ZM10 66H12L13 67V65H10ZM20 66H22V65H20ZM124 66V65H123ZM179 66V67H180ZM184 66V67H185ZM209 66V67H208ZM22 67V68H23ZM140 67H141V64H140ZM216 67V68H215ZM11 68V69H10ZM18 69L20 68V67H17ZM33 68V69H32ZM43 68H44V66H43ZM105 68V67H104ZM107 68H110V67H107ZM182 68V67H181ZM180 68V77H179V75L177 74V78H176V82H174V83H177L176 85H178V87H176V85H175V88L176 89H174V90H177V88L179 89V91H180V93L179 94H182L183 93V91L185 92V93H183L182 95H185V94H187V95H189V97L190 96H193V94L195 93V95L197 94L196 92H198L197 91V89L196 88H198V86H199V88L198 89H200V90H202L201 89V87H200V85L199 84H197V81H196V77L197 76H199L198 74H199V72H197V76H196V74L194 75L193 74V71H192V73H191V71H190V73L192 74V75H194V77L196 78L195 80H194V83H195V85L197 84V86H195L194 84H193V81L192 80H188L187 78H185V75H183V77H182V73H181V71H182V69ZM189 70H190V67H187ZM186 67L184 68V69H186V70H188ZM206 68V69H207ZM211 68V67H210ZM227 68H229L230 69V67H227ZM31 69V70H30ZM40 69V70H39ZM48 68H46V70H47ZM51 68H49V70H50ZM193 69V68H192ZM13 70V71H12ZM42 70V71H41ZM137 70H140L139 68H137ZM188 70V71H189ZM194 70V69H193ZM219 70H222V69H218L217 70V73H220V74H222L223 73V77L224 78H226V74L228 73L227 72V70H226V68H225V70H226V72H222V71H219ZM23 71V70H22ZM26 71V70H25ZM41 71V72H40ZM115 71H116V69H115ZM140 71H142V70H140ZM228 71H230L228 74H227V76H231V69L230 70H228ZM37 72L39 73V74H37ZM152 72V71H151ZM150 72V73H151ZM158 72V71H157ZM179 72V71H178ZM210 72V73H211ZM22 73V74H21ZM26 73V74H27ZM116 74V77H115V81H119V77H118V74L117 73H119L120 74V76H122V77H120V79L122 80V79H127L126 78V75L128 74V76L127 77H129V73H127V72H122V71H120V70H118V71H116L115 72ZM123 73H125V75H124V77L125 78H123ZM201 73H202V71H201ZM200 73V74H201ZM225 73V74H224ZM47 74V73H46ZM53 74V75H52ZM101 74V75H100ZM156 74V73H155ZM211 74H213V73H211ZM215 74V73H214ZM213 74V75H214ZM230 74V75H229ZM26 77H25V76ZM30 75V76H29ZM202 75V74H201ZM225 75V76H224ZM12 76V77H11ZM30 77V79H29V77ZM41 76V77H40ZM61 76V77H60ZM99 76V77H98ZM104 76V75H103ZM132 76V75H131ZM130 76V77H131ZM209 76V75H208ZM212 76V75H211ZM233 76V75H232ZM41 78V81L39 82L38 80ZM47 77H49V78H47ZM140 77V76H139ZM202 77H205V76H202ZM201 76H199V78H202ZM223 77H221V78H223ZM27 80H26V79ZM32 78V79H31ZM103 78V77H102ZM104 78H105V76H104ZM141 78V77H140ZM184 80H183V79ZM191 78H192V76H191ZM205 78H207V77H205ZM212 78H214V76L212 77ZM16 78H14V80H15ZM25 79V80H24ZM29 79V80H28ZM107 79V78H106ZM117 79V80H116ZM139 79V78H138ZM137 79V77H136V80H138ZM143 79V78H142ZM146 79V78H145ZM182 79V80H181ZM187 79V80H186ZM209 79H211V77L209 78ZM43 80V81H42ZM46 80V81H45ZM120 80V83H126V81L125 82H123V81H121ZM129 80V79H128ZM131 80V79H130ZM135 80V81H136ZM148 80L150 81V79L148 78ZM177 80H179L178 82H177ZM219 80V79H218ZM230 80H232V78L230 79ZM230 80H228V82L230 81ZM246 80V79H245ZM32 81V82H31ZM66 81V80H65ZM141 81H143V80H141ZM140 81V82H141ZM18 82V81H17ZM38 82V83H37ZM42 82V83H41ZM128 82V81H127ZM215 82V83H214ZM219 82L220 81H211L209 84L210 85H216V84H219ZM38 84V86H36L35 84ZM52 83V84H51ZM101 83V82H100ZM227 83V82H226ZM225 83V84H226ZM230 83H232V85H233V81H230ZM227 84V86L228 85H230L229 87H231L232 88V86H231V84ZM18 84V86H19V84H20V82H18L17 83ZM62 84V85H63ZM128 84V83H127ZM234 84H236V83H234ZM15 85V84H14ZM14 85L12 86V87H14ZM51 85V86H50ZM130 85V84H129ZM187 85V86H186ZM210 85H207L206 84V86L208 87V86H210ZM212 85V86H213ZM64 86L62 87L63 89H65L64 88ZM107 86H108V84H107ZM106 86V87H107ZM110 86V85H109ZM173 86V85H172ZM171 86V87H172ZM211 86V88H213ZM238 86V85H237ZM19 87H21V86H19ZM49 88V89H47V88ZM53 87V92H52V90H51V88ZM59 87V86H58ZM105 87V86H104ZM186 87H189L190 89H188V90H183L184 88H186ZM206 87V88H207ZM16 88H18V87H16ZM62 88H56V90L57 89H62ZM113 88V89H112ZM111 89H112V91L114 90V88H116V87H112ZM156 88V87H155ZM205 88V89H206ZM208 88H209V90H208ZM207 88V91L204 89V93L205 92H208V91H210V93L213 91L210 87H208ZM230 88V89H231ZM238 88V87H237ZM241 88V87H240ZM239 88V89H240ZM62 89V90H63ZM68 89H69V92H68ZM180 89H182V90H180ZM195 89H196V91H195ZM211 89V90H210ZM214 89V88H213ZM116 90H118V88L116 89ZM172 90V89H171ZM219 92H218V91ZM221 90H222V88H221ZM241 90V89H240ZM2 89H0V174H1V177H0V264H15L16 262V254H18V256L19 257H17V259H21V258H23V259H21L20 261H19V263H17V264H93L94 263V241H93V239H94V237H93V232H94V229H95V227L97 226V223H98V221L101 219V215H102V213H108V212H110V213H112V214H114V216H115V219L117 220V222L115 223V225H114V229H113V232H112V237H111V251H112V255H113V257H114V264H124L125 262H128V261H130V262H133V263H135V264H140V262H138L139 260H138V258H137V256H136V254H135V251H134V248H135V245H136V235H135V229H133V228H130V227H128V225H127V223H126V220H127V215H128V212H127V209L128 208H130V207H132V203H133V196H132V194H131V185H130V181H129V179L126 177V178H124L123 176H122V173H123V171H127L128 169L126 168V167H124L122 164H120L119 166H118V168L116 169V167L114 168V171H112L113 172V174H114V176L112 175V176H110V179H112V182L108 179V181H105L104 183H101V184H98L99 186H97V184L96 183H94V184H96L95 186H97V187H95V188H97V189H95L96 190V194L98 195H94V197L96 198L97 197V199H98V204H99V208H100V210H99V212H97L96 214H93V215H87V218L84 220V221H82V223L84 222V225L82 226V224H80L79 225V228H77V229H70V230H68V229H66L65 231V235H63V234H61L60 235V237H53V236H51L50 237V233H52L53 232V234H55L54 232L55 231H57V230H62V231H57V233H64V230L63 229H61L62 227H58L59 229H57L56 230V227H57V224H56V227H55V225L53 224V225H51V227L49 226V229H51L52 227H54L53 229H51V230H49L50 232H49V238L48 237H42V233H44V231L42 232L41 231V229H42V227H44V225L43 226H41L40 224H36L38 221V217L37 216H35V214H34V210H33V212H31L30 213V210L31 209H33V208H31V207H35V205H33V204H35L36 203V205L38 204V198H40L41 199V196H39V194H38V192L37 193H33V186L35 185H33V183L32 182H30L31 180H33V178L34 179H36V180H38L39 182H40V184H43V183H41L42 182V180H43V178L42 177H44V175H43V168L41 169V165H40V163H38L37 162V160H35V159H40L42 156V153H48V150L45 152V151H43L42 152V150H45V149H47V148H45L44 147V143H47V144H51V142L50 141H52L53 139L55 140L56 139V137L58 138V137H60V135H58L57 136V134L59 133L60 134V132L62 133L63 132V129L61 128L60 129V131L58 130V133H57V128H55L53 125H52V123L53 124H58V123H54L53 122V118H54V116H56V114L53 112L54 111V109L57 107V109L56 110H58V116L57 117H59V116H61V117H59V118H67L66 120H68V118H70L69 117V111L70 110H68V108H66V107H62V106H57V105H55V104H51V103H48V102H45V101H40V102H38L37 103V105H36V107L34 108V109H31L32 107H33V105H34V103H31L32 101H34L35 99L34 98H32V101L30 102V100H31V98H30V100L28 99V97L26 96V98H27V100H26V98H24L25 96H22V97H18V96H15V95H17V94H13L10 90H3L2 92ZM58 91H59V94L57 95V93H58ZM109 91V90H108ZM120 91V90H119ZM119 91H118V93H119ZM178 91V90H177ZM181 91H182V93H181ZM195 91V92H194ZM223 91H224V89H223ZM228 91V90H227ZM37 91L35 92L36 94H39ZM41 92V91H40ZM63 92L64 91H62V94H63ZM106 92V91H105ZM110 92V91H109ZM116 92V91H115ZM176 92V91H175ZM192 92H194V93H192ZM214 92H217V93H219L218 95H216V97L218 96V97H220L221 95L223 96V99L225 98H227V97H229V93H231V95H230V97H232V92H233V88L231 89V92H230V90H229V93L228 94H225V95H227L226 97H224V95L222 94V92H220V88L219 87H217V89L214 91ZM214 92H212L211 94H209V92H208V95H206L207 96V99L209 98L208 96L210 95V97L214 100V97H212L211 95L213 94V96H214ZM45 93V92H44ZM65 93V92H64ZM65 93V94H66ZM113 94V92H110V95H112ZM174 93V92H173ZM176 93H178V92H176ZM189 93H191V94H189ZM220 93H221V95H220ZM54 94V93H53ZM52 94V95H53ZM60 94H61V91L60 90H57V92L55 93V95H56V97L58 96V97H60ZM108 94V93H107ZM198 94H200V91L198 92ZM197 94V95H198ZM202 94V93H201ZM13 95V96H12ZM18 95H20V94H18ZM109 94H108V96H110ZM220 95V96H219ZM2 96H5L4 97V99L5 100H3L2 98ZM42 96H45V95H42ZM115 96V95H114ZM199 96H202V95H199ZM221 96V97H222ZM16 98L15 100H14V98ZM47 97V96H46ZM64 97H66V98H68V96H63L62 95V98H64ZM115 97H117V96H115ZM171 97H173V95L171 94ZM194 97V96H193ZM217 97V99L215 100V102L217 101V103H216V105L218 106L219 104H218V102L219 103H221L220 102V98H218ZM229 97V98H230ZM255 97H257V96H255ZM23 98V99H22ZM50 98H53V97H50ZM61 98V97H60ZM60 98H58L57 100H59ZM62 98L60 99V101L62 100ZM108 98H110V97H108ZM187 99H189L188 97H186ZM235 98V95H234V97L232 98L233 100H234V102L231 100V98H230V100L232 101V103L234 104L236 101H237V99H234ZM252 98H254V97H252ZM259 98V97H258ZM18 99V100H17ZM20 99V100H19ZM34 99V100H33ZM54 99V98H53ZM191 99V98H190ZM255 99V98H254ZM1 100H3V101H1ZM22 100V101H21ZM24 100V101H23ZM29 100V101H28ZM65 99H63L62 101H64ZM67 100V99H66ZM68 100H69V98H68ZM68 100H67V102H68ZM113 100V99H112ZM117 100V99H116ZM183 100V99H182ZM201 100H203V98L201 99ZM206 100V99H205ZM210 100L211 99H209L208 101H209V103H210ZM227 100V101H226ZM225 101L227 102V104H229V106L231 105V103L230 102H228L229 100H228V98L226 99ZM253 100V99H252ZM15 101V102H14ZM27 101V102H26ZM70 101V100H69ZM110 101H111V98H110ZM185 101V100H184ZM183 101V102H184ZM188 101V100H187ZM2 102H5L4 104L2 103ZM19 102H21V103H19ZM22 102H25V103H22ZM30 102V103H29ZM35 102V101H34ZM65 102V101H64ZM114 102V101H113ZM115 102H117V101H115ZM212 102V101H211ZM251 102V101H250ZM13 103H16V104H19L20 106H22V105H25V104H27V103H29V104H27V105H29V106H27V105H25V108H26V106H27V108L26 109H30V110H33V112H32V116L31 115H28V114H25L24 113V115H22V114H19L20 112H18L17 113V111H14L13 112V110L11 109V104L13 105ZM106 103V102H105ZM254 103V102H253ZM253 103H252V105H253ZM32 104V105H31ZM51 104V105H50ZM146 104H147V102H146ZM146 104H144V102H142L141 103V105H140V107H138V109H134V113L138 116V117H140L139 119L140 120H144L145 121V123H146V121H147V123L148 122H150V121H148V120H150V117H149V115H148V117H146L145 115H146V112L148 113V111H146L147 110V108L146 107H148V105L146 106ZM31 105V106H30ZM54 105H55V107H54ZM108 105H114V104H111V102H109L108 103ZM107 105V106H108ZM209 105V104H208ZM212 105H214L215 106V104L212 102L211 103V105H209V113L211 114V120H213V117H215L214 118V120L215 119H217V120H219V125L217 126V128H218V131H216V135H217V139H212V140H210V141H215L216 140V142L217 143H211V144H214V146H217L218 145V149H223V150H228V154H230L231 155V158H232V161H233V164L232 165H234V168H231L230 169V172H231V174L232 175H230L229 177H230V179L232 178V180L231 181H224L223 182V180H218L217 179V181L220 183L219 185H221L222 184V186L224 187L223 188V192L225 191L226 193H229V198H227V199H230V201L228 202V200H226L227 201V204L229 203V205H227L228 207H230V209L233 211V210H235V213H234V215L237 217V219H236V221L235 222H232L231 224H230V228L231 229H234V230H239V232H238V236H241L242 234H245L246 233V231H247V229H251V227H245L244 226V228H242V227H240V226H243V225H245V223H247V221L248 220H252L251 218H252V216L251 217H249V218H244L243 216L241 217V214L240 213H238V212H236V210H239V208L238 207H240L241 205H244V206H246V211L247 212H249L250 213V211H252V210H254L255 208H257L258 209V207H260V206H262V205H264V133H261V132H259L260 134H257L258 132L257 131H259V128H258V130H256L257 129V127H258V125H257V127H255L253 130V132H254V134H253V136L255 135V137L257 136V138L259 139V143H258V145H259V147H257V156L256 157H254V158H257V162L255 163V165L254 166H252V164H250V159H249V156H247V150H248V148L249 147H252V145H250L249 146V140H248V135L246 136V134H244L245 132L243 131L244 130V128H242V130H241V128L240 127H237L236 128V126L234 127V125H232V124H234V123H231L230 124V118H229V116H230V114L227 112V110L225 109V108H222L221 106H220V108H219V106H218V108L219 109H217V113L215 112V113H213L214 112V110H212L211 108H214ZM220 105H222V104H220ZM237 105V104H236ZM19 106V107H20ZM146 106V107H145ZM210 106H211V108H210ZM223 106V105H222ZM23 108H24V106H22ZM53 107H54V109H53ZM58 107H60V108H58ZM110 107L111 106H109V109H110ZM115 107V106H114ZM114 107H112V110H113V108ZM224 107V106H223ZM237 107V106H236ZM64 108H66V109H64ZM136 108V107H135ZM253 108H255V107H253ZM115 109V108H114ZM259 109V108H258ZM67 112H66V111ZM116 110V109H115ZM114 110V111H115ZM254 110V109H253ZM252 110V111H253ZM60 111V112H59ZM113 111V112H114ZM65 112V113H64ZM116 112V111H115ZM115 112H114V114H115ZM236 112H237V109H236ZM254 112V111H253ZM15 113V114H14ZM61 115H60V114ZM64 113V114H63ZM107 114H109L108 112H106ZM112 113V112H111ZM117 113H118V111H117ZM258 113V112H257ZM67 114V115H66ZM217 114V116H215ZM235 114V113H234ZM63 115V116H62ZM135 115V116H136ZM68 116V117H67ZM117 116V115H116ZM143 116H145V117H143ZM236 116H237V114H236ZM258 116V115H257ZM143 117V118H142ZM209 117H210V115H209ZM62 118V119H63ZM71 118H73L72 117V115H71ZM71 118H70V120H71ZM148 118V119H147ZM20 119V120H19ZM74 119V118H73ZM73 119L71 120L72 122H73ZM259 119V118H258ZM17 120V122H15ZM69 120V121H70ZM240 120V119H239ZM15 123H14V122ZM22 121V122H21ZM74 121V122H75ZM233 121V120H232ZM236 121V120H235ZM238 121V120H237ZM21 122V123H20ZM113 122V121H112ZM234 122V121H233ZM18 123V124H17ZM116 122H114V124H115ZM142 123H144V122H142ZM146 123V124H147ZM241 123V122H240ZM112 124V123H111ZM118 124V123H117ZM117 124H115V125H117ZM121 125H123L122 123H120ZM61 125H63V124H61ZM114 125V126H115ZM57 126H60V124L59 125H57ZM65 126H67V125H65ZM64 126V127H65ZM106 126H107V128H106ZM68 127V126H67ZM104 127H105V129H104ZM111 127V126H110ZM118 128L119 126L117 125V126H115V128ZM121 127V126H120ZM119 127V128H120ZM59 128V127H58ZM66 128V127H65ZM70 128H71V126H70ZM69 127H68V129H70ZM112 128H114V127H112ZM123 128V130L124 129H126L124 126L122 127ZM121 128V129H122ZM239 128V132L237 133V131H236V129H238ZM67 129V130H68ZM111 129V128H110ZM108 130V132H110L111 130ZM135 129H137L138 130V128H136L135 127ZM184 129V128H183ZM118 130V129H117ZM117 130H115L114 129V131H115V133L117 132ZM120 130V129H119ZM232 130L233 131H236V133L235 132H233V133H235L234 135L232 134ZM74 131V132H73ZM246 131V130H245ZM120 132H122V131H120ZM124 132V131H123ZM182 132V131H181ZM257 132V133H256ZM114 133V132H113ZM118 133V132H117ZM125 133H126V130H125ZM134 133H137V131H134ZM192 133V132H191ZM71 134V135H72ZM78 134V133H77ZM120 134V133H119ZM182 134H184V133H182ZM193 134V133H192ZM62 135V134H61ZM83 135V136H84ZM123 135V134H122ZM124 135H126V134H124ZM132 135V134H131ZM138 135H140V134H138ZM137 135V136H138ZM64 136V140H65V135H63ZM81 136V135H80ZM128 136V135H127ZM126 136V137H127ZM165 135H162L161 137L162 138H165L164 137ZM250 136H252V135H250ZM77 137V138H76ZM135 137V136H134ZM140 137V136H139ZM182 136H180V138H181ZM192 137H193V139L192 140H194L195 138H194V135H192ZM62 138V137H61ZM82 138H84V137H82ZM109 138V139H108ZM161 138V139H162ZM167 138V137H166ZM166 138H165V140H166ZM179 138V139H180ZM250 139H251V137H249ZM254 138V137H253ZM143 140H144V138H142ZM170 139H172V137H170ZM178 139V138H177ZM60 139L58 138V139H56L55 140V144L57 143H59V142H61L62 140H60ZM78 140H80L79 138H78ZM112 140V139H111ZM146 140V139H145ZM164 140V139H163ZM34 141V142H33ZM58 141V142H57ZM66 141V140H65ZM199 140H197V142H198ZM213 141V142H214ZM255 141V140H254ZM253 141V142H254ZM258 141V140H257ZM30 142V144H29V146H27L28 145V143ZM49 142V143H48ZM67 142V141H66ZM112 143L113 142H118V140H115V139H113L112 141H111ZM111 142H110V144H111ZM122 142V141H121ZM194 142H195V140H194ZM194 142H192V143H194ZM197 142H196V145H197ZM251 142V144H252V141H250ZM32 143H33V146L34 147H31L32 146ZM61 143H64V141H62ZM200 143V142H199ZM203 143H204V141H203ZM249 143V144H248ZM36 144H38V146H36ZM50 144H49V146H50ZM56 144V145H57ZM84 144L85 145H87L85 142H84ZM195 144V143H194ZM216 144V145H215ZM40 145V146H39ZM59 145H61L60 143H59ZM64 145H65V143H64ZM78 145V146H77ZM210 145V144H209ZM46 146V145H45ZM49 146H48V148H49ZM192 146H193V144H192ZM28 147H29V149H31V152H32V158H31V156L28 154ZM31 147V148H30ZM51 147V146H50ZM55 147V146H54ZM61 147H63V145H61ZM195 147V146H194ZM211 147H213V145L211 146ZM33 148V149H32ZM43 148H45V149H43ZM196 148V147H195ZM50 149V148H49ZM79 149H78V151H79ZM136 147H132V148H130L128 151H127V154L129 155L130 154V156H132L133 154L132 153H135L136 152ZM218 149H215L214 151L216 152V153H218ZM52 150V149H51ZM134 150H135V152H134ZM194 150V149H193ZM193 150H192V152H193ZM50 151V150H49ZM53 151V150H52ZM52 151H50V153H52ZM138 151V150H137ZM250 151V150H249ZM54 152H55V150H54ZM63 152V150H61V153ZM71 152V153H72ZM85 153H86V150L84 151ZM87 152H89V153H91L90 152V149L87 151ZM214 152V153H215ZM251 152V151H250ZM46 153V154H47ZM49 153V154H50ZM56 153V152H55ZM54 153V155H56L57 156V153L55 154ZM65 153V152H64ZM89 153H86L87 154V157L88 156H90L89 155ZM220 153V155H222L221 154V152H219ZM53 154V153H52ZM52 154H51V156H52ZM76 154V156H77V152L75 153ZM86 154H78V155H80V156H84L85 155V157L84 158H87L86 157ZM100 154H97V155H100ZM135 154H137V152L135 153ZM218 155V154H217ZM71 156H72V154H71ZM94 156V155H93ZM216 156V155H215ZM260 156V157H259ZM47 157H49V159L51 160V157H50V155L48 156H46L45 155V159H47ZM54 157V156H53ZM95 157V156H94ZM217 157H219V155L217 156ZM225 157V156H224ZM91 158V157H90ZM223 158V157H222ZM49 159H47V160H49ZM82 159V158H81ZM218 159V158H217ZM220 159H221V157H220ZM226 158H224V160H225ZM32 161V162H31ZM59 161V160H58ZM74 161L75 160H73V163H74ZM78 161V160H77ZM84 161V160H83ZM217 161V160H216ZM219 161V160H218ZM217 161V162H218ZM35 162V163H34ZM50 162V161H49ZM60 162V161H59ZM225 162H228V163H230L228 160L226 161L225 160ZM77 163V162H76ZM76 163H74V165L76 164ZM83 163V162H82ZM251 163H253L254 164V162H251ZM31 164V165H30ZM39 164V165H38ZM79 164V163H78ZM41 166V167H40ZM58 166H59V164H58ZM62 166V165H61ZM76 166H77V164H76ZM75 166V167H76ZM83 166V165H82ZM62 167H64V165L62 166ZM61 167V168H62ZM79 167V166H78ZM31 169H32V171H31ZM68 170V168H63V170ZM79 169H81L82 170V167L81 168H79ZM78 169V170H79ZM116 169V170H115ZM35 170V171H34ZM40 170V171H39ZM229 170V169H228ZM231 170H233V171H231ZM38 171V172H37ZM46 171V170H45ZM41 174H40V173ZM38 173V174H37ZM45 173V172H44ZM56 173V172H55ZM33 174V175H32ZM35 174V175H34ZM72 174V173H71ZM112 174V173H111ZM211 174V173H210ZM214 174V173H213ZM218 174V173H217ZM32 176L31 178H30V176ZM27 176H28V179H27ZM35 176H36V178H35ZM76 176V175H75ZM195 176V175H194ZM217 176V175H216ZM57 176H55L54 178H56ZM112 177H114V179L112 178ZM220 178V175L218 174V176H217V178ZM30 178V179H29ZM40 178V179H39ZM42 178V179H41ZM84 178H85V176H84ZM195 178V177H194ZM216 178V177H215ZM45 179V178H44ZM79 179H83V178H79ZM227 179V178H226ZM56 180V179H55ZM68 180V179H67ZM34 181V180H33ZM69 181V180H68ZM79 180H77L76 182H78ZM195 181V180H194ZM35 182V181H34ZM85 182V181H84ZM196 182V181H195ZM218 182H217V184H218ZM229 182V183H228ZM231 182V183H230ZM68 183V182H67ZM71 183V182H70ZM73 184V183H72ZM79 184V183H78ZM82 184V183H81ZM171 184H173V182L171 183ZM210 184H212V183H210ZM229 184V185H228ZM231 184V185H230ZM33 185V186H32ZM46 185H47V183H46ZM66 185H68V184H66ZM74 185H76V183L74 184ZM83 185V184H82ZM85 185V184H84ZM174 185H175V187H180V185L178 184V181H176V183H175V181H174ZM173 185V186H174ZM179 185V186H178ZM29 188H28V187ZM31 186H32V188H31ZM77 186V185H76ZM213 186V185H212ZM71 187V186H70ZM74 187V186H73ZM93 187V186H92ZM221 187V186H220ZM18 188V189H17ZM27 188V189H26ZM48 188V187H47ZM69 188V187H68ZM75 188V187H74ZM194 188V187H193ZM21 189V190H20ZM57 189H59V188H57ZM93 189H94V187H93ZM194 189H196V188H194ZM16 190H19V191H16ZM27 190H28V193H25V192H27ZM29 190L31 191V193H29ZM72 190V189H71ZM71 190L69 191V189H68V191L69 192H71ZM79 190H81V189H79ZM84 190V189H83ZM91 190V189H90ZM90 190H88L89 192H90ZM74 191V190H73ZM85 191V190H84ZM83 191V192H84ZM17 193V195H16V193ZM20 192H21V195H20ZM81 192V191H80ZM76 193V192H75ZM85 193V192H84ZM91 193H93L94 194V192L92 191ZM19 194V195H18ZM26 194H32V197L29 195V197L31 198V200H33V199H35L34 201H35V203H34V201H33V203H32V201L30 200V201H28V195H26ZM51 194V193H50ZM71 194H73V192L71 193ZM34 195V196H33ZM69 195V196H68ZM67 196H66V198H62V197H59L58 198V196L56 197L55 195V197L53 196V198H56V200H55V203L56 204H58V203H60L61 205H63L64 204V202H65V204H66V209L68 208L67 206H69V204L71 203V207H72V205L75 203V204H77V205H79L80 203V201H78L79 199L76 197V194L75 195H70V193L68 194ZM86 195V194H85ZM25 197L27 198V199H25ZM70 197V198H69ZM78 197H79V195H78ZM81 197H82V195H81ZM80 197V198H81ZM87 197V196H86ZM99 197V198H98ZM57 198L59 199L58 201H57ZM76 198H77V200H76ZM84 198V197H83ZM82 198V199H83ZM92 198H93V196H92ZM39 199V200H40ZM52 199V198H51ZM65 199H67V200H65ZM76 201H75V200ZM88 199H90L89 197H88ZM53 200V199H52ZM60 200H62V201H60ZM72 200V201H71ZM81 200V199H80ZM85 200V199H84ZM37 201V202H36ZM71 201V202H70ZM73 201H75V202H73ZM78 201V202H77ZM88 201V200H87ZM89 201H91V200H89ZM222 201V200H221ZM243 201H245V203L243 202ZM63 202V203H62ZM77 202V203H76ZM85 202V201H84ZM84 202H82L81 201V204L82 203H84ZM242 202L244 203V204H242ZM25 203H29L30 205H31V207H30V205H29V207H30V210L28 209V214H30V215H26V210H25V206H27L28 204H25ZM67 203H68V205H67ZM25 204V205H24ZM43 204V203H42ZM41 204V206H43ZM64 204V205H65ZM74 204V207L75 206H77V205H75ZM80 204V205H81ZM240 204V205H239ZM63 205V211L62 210H60V213H59V217H64L65 215H63V214H65L66 213V210H64L65 209V206ZM70 206H69V208L67 209V212L69 211V209H70ZM17 208V210H18V212H14L13 211V209L14 208ZM25 207V208H24ZM28 207V206H27ZM40 207V206H39ZM73 207V208H74ZM242 207V206H241ZM42 208V207H41ZM245 208V207H244ZM27 209V208H26ZM34 209H36V212H38L37 211V206L34 208ZM229 209V211H231ZM256 209V210H257ZM39 210V209H38ZM41 210H43V209H41ZM22 211V212H21ZM56 211L57 210H55V212L53 213L54 214V216L56 217V218H59V217H57V215H56ZM65 212V213H64ZM23 213V214H22ZM62 213V214H61ZM75 213V212H74ZM249 213H247V214H249ZM17 215L19 218L21 217V216H25V217H29V218H33V214H34V219H31V221L33 220V222H31V221H29V220H23V221H16L17 222V224L14 222L13 223V221L14 220H17V219H15L14 218V216L15 215ZM31 214H32V216H31ZM53 214L52 215H50L51 216V219L53 220L54 218V216H53ZM57 214H58V212H57ZM36 215H39V213L38 214H36ZM61 215V216H60ZM141 215V214H140ZM257 215V217H259V219H258V221L259 220H263V218L261 217V216H259L258 214H256ZM255 215V216H256ZM41 216V215H40ZM13 217V218H12ZM254 218V217H253ZM35 219H37V220H35ZM51 220V221H52ZM34 222H36V223H34ZM249 222V221H248ZM253 222V221H252ZM252 222H250V223H252ZM249 223V224H250ZM253 223H255V222H253ZM41 224H43V223H41ZM248 224V223H247ZM248 224V225H249ZM39 225H40V227H39ZM50 225V224H49ZM64 226V225H63ZM229 228V227H228ZM253 228L254 229H259L260 230V233L262 234V236H264V224H262V223H256L254 226H253ZM43 229H45V228H43ZM46 230V229H45ZM233 231V230H232ZM252 231V230H251ZM254 231V230H253ZM46 232V231H45ZM68 232V233H67ZM231 232V231H230ZM229 232V233H230ZM249 232V231H248ZM256 234V233H255ZM254 235V234H253ZM257 235V234H256ZM255 235V236H256ZM45 236V235H44ZM62 236V237H61ZM244 236V235H243ZM252 236V235H251ZM254 236V237H255ZM35 237H36V239L38 240H36L35 239ZM245 237V236H244ZM258 237V236H257ZM160 238V237H159ZM162 238V237H161ZM160 238V239H161ZM29 239H33L35 242L34 243H32V241L31 242H29ZM143 239H144V241H145V238L143 237ZM37 241V242H36ZM45 242L47 243L46 245H45ZM161 242H162V240H161ZM32 243V245H30ZM145 243V242H144ZM32 246L31 248H30V246ZM146 246V245H145ZM147 247V246H146ZM22 255H25V256H23L22 257ZM21 256V257H20ZM126 264V263H125Z\"/></svg>",
	"mask_w": 264,
	"mask_h": 264
},
{
	"label": "crops",
	"instance_id": "0c3cea01",
	"mask_svg": "<svg viewBox=\"0 0 264 264\" xmlns=\"http://www.w3.org/2000/svg\"><path fill=\"white\" fill-rule=\"evenodd\" d=\"M125 171H123V173H124ZM124 175V174H123ZM129 177H130V175H129Z\"/></svg>",
	"mask_w": 264,
	"mask_h": 264
}]
</instances>
